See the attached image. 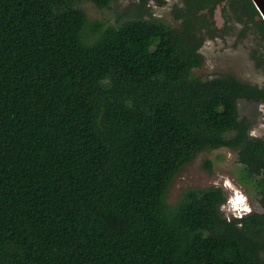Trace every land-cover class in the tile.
Masks as SVG:
<instances>
[{
  "label": "trees",
  "instance_id": "16d2710c",
  "mask_svg": "<svg viewBox=\"0 0 264 264\" xmlns=\"http://www.w3.org/2000/svg\"><path fill=\"white\" fill-rule=\"evenodd\" d=\"M83 1L0 0V264H264V210L228 218L220 186L166 199L184 164L225 146L264 209V139L238 105L264 84L194 73L216 26L192 16L221 0H186L184 30L92 25ZM229 4L264 44L252 0Z\"/></svg>",
  "mask_w": 264,
  "mask_h": 264
},
{
  "label": "rangeland",
  "instance_id": "374dc122",
  "mask_svg": "<svg viewBox=\"0 0 264 264\" xmlns=\"http://www.w3.org/2000/svg\"><path fill=\"white\" fill-rule=\"evenodd\" d=\"M186 5V0H115L108 8H98L90 0L81 3L88 15V22L92 25H106L118 17L137 16L162 20L176 30L185 28L182 13L186 12ZM226 11L227 15L224 17L222 5L215 10L214 16L219 27L214 36L207 34L206 29L200 32L205 38L200 49L203 63L194 69V73L202 78L230 74L262 86L264 44H259L257 33L246 29L245 24L237 20V15L230 6ZM192 23L199 26V21L193 20ZM238 105L241 117L246 116L253 121L250 134L264 139V101L240 99ZM206 160L212 162L211 169L206 168ZM210 186H220L228 195L221 206L227 217L231 216L229 208L237 212L233 204H237V199L242 195L256 210H264L257 200L259 195L253 185L242 179V166L236 151L225 146L202 151L192 161L184 164L173 177L166 199L169 203H175L188 188ZM262 256L264 258V251Z\"/></svg>",
  "mask_w": 264,
  "mask_h": 264
},
{
  "label": "flooded vegetation",
  "instance_id": "af4514ba",
  "mask_svg": "<svg viewBox=\"0 0 264 264\" xmlns=\"http://www.w3.org/2000/svg\"><path fill=\"white\" fill-rule=\"evenodd\" d=\"M219 5H222V14H223V16L224 17H226V15H227V11H226V9L230 6V4H229V0H221L220 2H217L216 4H214L213 5V7H212V10L210 11L208 8H200L199 10H198V13H199V15L201 16V18L200 17H194V16H192V21L193 20H195V21H199V26L198 27H200L202 24H203V22H205V20H207V21H213V23H214V25L216 26V29L219 27L218 25H217V23H216V20H215V10H216V8H217V6H219ZM186 7H187V5H186ZM236 12H237V10H236ZM205 15H206V17H205ZM182 20L184 21V18L182 17ZM184 23H185V21H184ZM244 23V22H243ZM193 24V23H192ZM209 24V23H208ZM245 24V23H244ZM186 25V24H185ZM245 26H246V24H245ZM210 28H213L212 27V25L210 24V26H209ZM174 28V27H173ZM175 29V28H174ZM205 29V28H204ZM214 29V28H213ZM249 29V28H248ZM215 32H216V30H215ZM215 32H214V34L212 35V34H210L211 36H214L215 35ZM204 41V40H203ZM202 47V46H201ZM201 49V48H200ZM237 196H238V194H237ZM227 198H228V195H227ZM227 200V199H226ZM229 200V199H228ZM247 199H245L244 198V196L242 195V196H240L239 197V199H237V203L238 204H241L242 206H244V205H247V206H249V209H247V211L248 212H245L244 214H238L237 215V218H242V217H244L245 215H247L248 213H250V212H252V211H254V209H256V208H254L248 201H246ZM225 203V202H224ZM246 210V209H245ZM235 216L233 215V216H231V217H229V218H234Z\"/></svg>",
  "mask_w": 264,
  "mask_h": 264
},
{
  "label": "clouds",
  "instance_id": "9594fccd",
  "mask_svg": "<svg viewBox=\"0 0 264 264\" xmlns=\"http://www.w3.org/2000/svg\"><path fill=\"white\" fill-rule=\"evenodd\" d=\"M233 206L235 207V209L237 210V212H235L233 210H230V208H229V211H230V215L231 216L234 215L235 217H237L238 214H244L245 212H248L247 209H249V206H247V205L242 206L241 204H238V203L237 204L234 203ZM231 216H228V218L231 217Z\"/></svg>",
  "mask_w": 264,
  "mask_h": 264
},
{
  "label": "water",
  "instance_id": "95a60500",
  "mask_svg": "<svg viewBox=\"0 0 264 264\" xmlns=\"http://www.w3.org/2000/svg\"><path fill=\"white\" fill-rule=\"evenodd\" d=\"M259 12V16L264 20V0H252Z\"/></svg>",
  "mask_w": 264,
  "mask_h": 264
}]
</instances>
